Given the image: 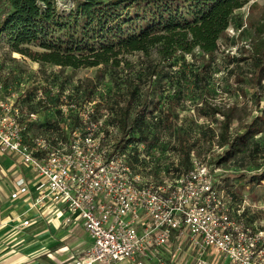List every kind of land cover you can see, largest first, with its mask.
<instances>
[{
	"label": "built area",
	"instance_id": "1",
	"mask_svg": "<svg viewBox=\"0 0 264 264\" xmlns=\"http://www.w3.org/2000/svg\"><path fill=\"white\" fill-rule=\"evenodd\" d=\"M47 89L34 92L30 110L22 102L27 93L0 87V154L20 157L35 174L31 209L52 208L91 238L66 264H167L165 254L183 245L195 253L193 264H207L210 251L229 264H264V229L248 221L245 205H237L219 178L218 165L200 161L193 150L188 167L182 165L174 136L165 133L152 147L133 140L123 148L120 127L106 107L113 95ZM40 111L54 117L45 119ZM139 111L146 122L167 112ZM29 195L27 181L17 180L12 199ZM32 225L24 220L20 228Z\"/></svg>",
	"mask_w": 264,
	"mask_h": 264
},
{
	"label": "trees",
	"instance_id": "2",
	"mask_svg": "<svg viewBox=\"0 0 264 264\" xmlns=\"http://www.w3.org/2000/svg\"><path fill=\"white\" fill-rule=\"evenodd\" d=\"M65 1L61 5L59 0H0V46L6 43L12 52L34 61L74 69L119 68L120 56L143 54L146 65L137 72V78L147 82L149 88L152 83L158 87L154 93L141 95L140 84L133 83L128 95L112 94L109 98L115 99L106 105L112 111L111 121L119 125L122 138L131 136L128 141L121 138L118 144H124L125 148L128 142L139 140L152 147L161 138L160 134L165 133L168 139L174 136V148L184 155L182 165L188 167L193 147L189 132L169 120L170 113L166 112L159 121L146 122L139 110L163 107L162 100L167 99H159L158 94L166 92L167 79L177 75L180 82L175 88L171 87L178 98L190 92L197 98L206 96L211 90L210 66L220 41L231 25L233 14L251 0ZM254 36L255 44L246 52L255 74L252 86L260 87L264 80V21ZM31 46L42 51L32 53ZM186 55H191L193 62H188ZM178 56H184L181 69L168 73L167 69L175 67L172 62ZM97 78L102 82L104 75ZM174 106L170 101L169 108L174 109ZM208 106L214 113L213 118L217 114L224 116L219 141L226 147V156L216 162L217 165L246 151L254 135L264 131V107L262 114L255 117L244 132L232 136L231 118L219 108L209 103ZM167 141L166 147L173 148ZM255 177L253 180L260 182L264 174ZM226 188L234 195L228 186Z\"/></svg>",
	"mask_w": 264,
	"mask_h": 264
},
{
	"label": "rangeland",
	"instance_id": "3",
	"mask_svg": "<svg viewBox=\"0 0 264 264\" xmlns=\"http://www.w3.org/2000/svg\"><path fill=\"white\" fill-rule=\"evenodd\" d=\"M59 1L61 5L66 3L65 0ZM263 21L264 0H251L233 14L231 25L223 40L220 41V48L214 55L213 64L210 66L213 75L210 78L211 90L206 96L197 98V95L190 92L186 94V97L179 96L178 98V94L174 93V88L180 82L178 75L175 76L176 78L167 79L165 83L167 91L158 94L159 99H167L162 100L163 107L160 109L167 110V113H170L169 120L178 123L184 131L189 132L190 143L193 145L192 150L196 157L204 163L208 162L209 165H217L216 162L221 158L224 159L226 147L221 146L219 141L224 116L217 114L216 118H213L214 113L208 103L212 107L219 108L222 113L231 118L230 133L232 136L244 132L245 127L255 117L262 114L264 80L260 87L252 86L255 74L248 58L249 53L246 51L255 44V30ZM41 51L31 46L32 53ZM239 57L248 59L239 61ZM119 59L122 61L119 68L100 66L74 69L34 61L12 52L6 43H2L0 46V87L2 86L8 93H27L29 97L22 102L30 110L35 109L31 100L34 92L37 89L48 91V85L57 87L59 91L93 93L95 98L112 94L128 95L127 91L134 87L133 83L140 84L141 95L148 92L154 93L157 90L155 83H152L149 88L147 82L143 83L137 78V72L146 65V58L143 54L133 53L120 56ZM183 59L184 56L176 57L172 62L175 67L167 69L168 73L178 72ZM186 60L193 62L191 55H186ZM100 74L104 75L102 82L97 78ZM170 101L176 105L174 109L169 108ZM40 115L45 119L54 117L52 113L44 111H40ZM182 159L184 160V155ZM218 166L221 169L219 178L223 179L225 187L228 186L234 192L233 196L236 197L237 205H245L248 221L264 229V178L260 182L253 180L256 178L255 175L264 174V131L254 135L246 151L225 159V162ZM5 213L3 212L0 217L5 216ZM8 233L5 237L9 238L0 241V259L8 254L28 253L32 242L27 237L31 235L17 230ZM81 234H72L67 242L47 245L46 249L41 252L45 254L27 255L23 264H66L70 262L75 252H80L86 247V243L82 241L85 238L82 239ZM165 255L169 258L167 264L194 263L195 253L184 245L181 251L168 252ZM147 264H155V260ZM207 264L229 263L220 254L210 251L207 255Z\"/></svg>",
	"mask_w": 264,
	"mask_h": 264
},
{
	"label": "crops",
	"instance_id": "4",
	"mask_svg": "<svg viewBox=\"0 0 264 264\" xmlns=\"http://www.w3.org/2000/svg\"><path fill=\"white\" fill-rule=\"evenodd\" d=\"M22 178L29 185L30 195L14 200L12 194L16 190V182ZM37 182L35 174L22 165L20 157L0 154V215L6 212L5 216L0 217V241L9 238L5 237L9 234L8 232L17 230L31 235L27 238L32 242L28 253L8 254L0 259V264H23L27 255L45 254L41 252L46 249L47 245L67 242L72 234L83 233L81 234L82 239L85 238V240L82 241L86 243L85 249L75 252L72 258H78L92 244L91 238L81 224H67L64 215L56 216L53 209L49 207L31 209L32 200L37 196ZM24 220H31L33 225L29 228H20Z\"/></svg>",
	"mask_w": 264,
	"mask_h": 264
}]
</instances>
